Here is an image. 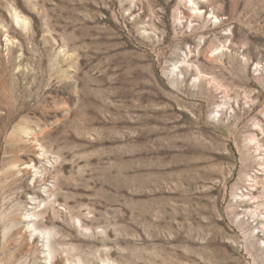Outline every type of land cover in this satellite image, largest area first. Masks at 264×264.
I'll return each mask as SVG.
<instances>
[{
  "label": "rangeland",
  "instance_id": "374dc122",
  "mask_svg": "<svg viewBox=\"0 0 264 264\" xmlns=\"http://www.w3.org/2000/svg\"><path fill=\"white\" fill-rule=\"evenodd\" d=\"M0 264H264V0H0Z\"/></svg>",
  "mask_w": 264,
  "mask_h": 264
}]
</instances>
